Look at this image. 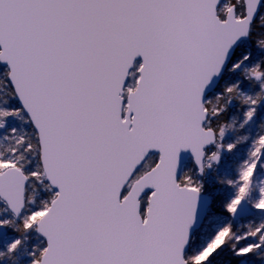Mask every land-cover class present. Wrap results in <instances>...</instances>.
<instances>
[{"label": "snow or ice", "instance_id": "1", "mask_svg": "<svg viewBox=\"0 0 264 264\" xmlns=\"http://www.w3.org/2000/svg\"><path fill=\"white\" fill-rule=\"evenodd\" d=\"M0 264H264V0H0Z\"/></svg>", "mask_w": 264, "mask_h": 264}]
</instances>
